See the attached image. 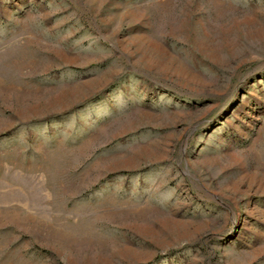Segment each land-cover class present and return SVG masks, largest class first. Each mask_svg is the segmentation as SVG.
Listing matches in <instances>:
<instances>
[{"label":"rangeland","instance_id":"rangeland-1","mask_svg":"<svg viewBox=\"0 0 264 264\" xmlns=\"http://www.w3.org/2000/svg\"><path fill=\"white\" fill-rule=\"evenodd\" d=\"M254 178L264 0H0V264H264Z\"/></svg>","mask_w":264,"mask_h":264},{"label":"bare ground","instance_id":"bare-ground-1","mask_svg":"<svg viewBox=\"0 0 264 264\" xmlns=\"http://www.w3.org/2000/svg\"><path fill=\"white\" fill-rule=\"evenodd\" d=\"M253 181H254V183H256L257 185H259V186H261L263 183H262V179H256V178H254V179H252ZM251 180V181H252ZM264 185V184H263Z\"/></svg>","mask_w":264,"mask_h":264}]
</instances>
